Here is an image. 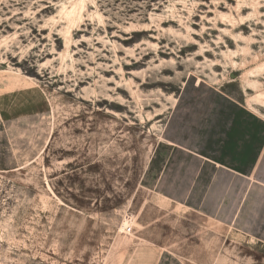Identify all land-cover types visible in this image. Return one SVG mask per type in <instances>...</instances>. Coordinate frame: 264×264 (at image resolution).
<instances>
[{
    "label": "rangeland",
    "instance_id": "obj_1",
    "mask_svg": "<svg viewBox=\"0 0 264 264\" xmlns=\"http://www.w3.org/2000/svg\"><path fill=\"white\" fill-rule=\"evenodd\" d=\"M72 1L0 0V264H264V149L220 219L160 185L219 97L264 135V0Z\"/></svg>",
    "mask_w": 264,
    "mask_h": 264
},
{
    "label": "crops",
    "instance_id": "obj_2",
    "mask_svg": "<svg viewBox=\"0 0 264 264\" xmlns=\"http://www.w3.org/2000/svg\"><path fill=\"white\" fill-rule=\"evenodd\" d=\"M196 117L195 129L191 132L192 135L189 137V142H186V146L182 147L183 144L177 142V145H181L178 147L184 150H176L178 157H181V159L177 158L176 177H179H177V183L175 177L170 175L169 183L160 181V185H186V194L179 199L191 203V209L203 211L204 214L208 213V209L211 211L208 214L209 217L220 219L221 194L224 195L226 192V189L221 190L223 184H221V178L241 179V177L234 175L238 173L242 177L255 180L253 174L257 171L259 155L264 149V135L256 137L255 132L252 133L253 123L257 122V116L252 111L234 104L233 101L225 97H219L217 102L207 105L203 117ZM240 128L243 131H239ZM225 133L229 135V139L225 136ZM170 142L174 143L172 140ZM222 145L235 147L234 151L236 153L239 152L237 147L240 146L249 149L250 167L242 165L228 166L226 163L228 159L221 157ZM254 149L257 152H254ZM241 159L238 158L237 162ZM173 168L174 166L170 165V169L173 170ZM180 173L182 175L179 176ZM159 178L160 176L157 183ZM244 182H247V179H244ZM252 182L249 181L248 188L250 190L251 187L252 190L254 188L255 193L252 195L253 191L251 192L245 208H250V211L258 216L261 210L257 201L263 198L264 188L259 186L258 182H256V185ZM261 183L264 185V180ZM255 186L260 188H255ZM177 194L180 195V192H177Z\"/></svg>",
    "mask_w": 264,
    "mask_h": 264
},
{
    "label": "bare ground",
    "instance_id": "obj_3",
    "mask_svg": "<svg viewBox=\"0 0 264 264\" xmlns=\"http://www.w3.org/2000/svg\"><path fill=\"white\" fill-rule=\"evenodd\" d=\"M85 0H82L81 2H79V0H78V2L77 1H72V7L71 8H69V9H67V7H65V10L63 11V13L65 14V16H66V18L68 19V21L70 22V23H75L74 22V20L77 18V16H78V14H79V11L80 12H83L80 8L81 7H86L84 4H85V2H84ZM84 7H83V9H84ZM63 8V7H62ZM80 9V10H79ZM99 12V11H98ZM82 14H79V16L78 17H80ZM99 15V14H98ZM82 17V16H81ZM100 17V16H99ZM241 17V16H240ZM79 19V18H78ZM78 19H77V21H78ZM81 19V18H80ZM79 19V20H80ZM76 21V20H75ZM246 22H247V20H246V18L244 17V16H242L241 17V21L239 22V24L236 26L237 27V29H243V30H245V24H246ZM135 27V26H134ZM146 27H148L149 28V25H146V26H144L143 28L141 27V28H139L137 31H139V32H144V31H146ZM128 29H130V28H128ZM138 32V33H139ZM69 33H70V31H69V29L67 30V35L65 36V39H66V45L68 46V47H70L69 46V42H70V39L68 38V36H69ZM139 34H136V36H138ZM71 36V35H70ZM69 36V37H70ZM240 37H243V35H241ZM72 39V38H71ZM71 43V42H70ZM68 49V48H67ZM70 49V48H69ZM67 52V51H66ZM63 54V53H62ZM67 54H68V52L66 53V56H67ZM261 94V93H260ZM263 95V94H262ZM256 96V95H255ZM260 96V95H259ZM264 97V96H263ZM255 99V98H254ZM257 99H258V97H257ZM261 100H263V99H261ZM149 219V218H148ZM129 222H125L124 223V225L126 226L127 224H128Z\"/></svg>",
    "mask_w": 264,
    "mask_h": 264
},
{
    "label": "built area",
    "instance_id": "obj_4",
    "mask_svg": "<svg viewBox=\"0 0 264 264\" xmlns=\"http://www.w3.org/2000/svg\"><path fill=\"white\" fill-rule=\"evenodd\" d=\"M132 229H133V226L131 225V223L127 224L124 228V231L126 233H131L132 232Z\"/></svg>",
    "mask_w": 264,
    "mask_h": 264
}]
</instances>
